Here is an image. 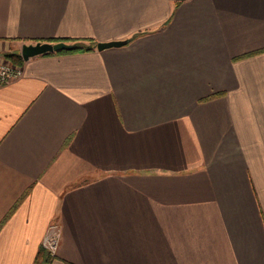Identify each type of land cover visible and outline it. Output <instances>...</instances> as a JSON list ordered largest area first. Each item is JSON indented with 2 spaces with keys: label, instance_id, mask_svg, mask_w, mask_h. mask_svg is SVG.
<instances>
[{
  "label": "crops",
  "instance_id": "obj_1",
  "mask_svg": "<svg viewBox=\"0 0 264 264\" xmlns=\"http://www.w3.org/2000/svg\"><path fill=\"white\" fill-rule=\"evenodd\" d=\"M7 54L0 264H264V0H0Z\"/></svg>",
  "mask_w": 264,
  "mask_h": 264
},
{
  "label": "built area",
  "instance_id": "obj_2",
  "mask_svg": "<svg viewBox=\"0 0 264 264\" xmlns=\"http://www.w3.org/2000/svg\"><path fill=\"white\" fill-rule=\"evenodd\" d=\"M23 74V66L8 58H0V85L20 77ZM62 238V228L58 221L52 222L44 234L42 245L52 256L58 254Z\"/></svg>",
  "mask_w": 264,
  "mask_h": 264
},
{
  "label": "water",
  "instance_id": "obj_3",
  "mask_svg": "<svg viewBox=\"0 0 264 264\" xmlns=\"http://www.w3.org/2000/svg\"><path fill=\"white\" fill-rule=\"evenodd\" d=\"M126 40H111L106 42H98L97 48L104 49L110 46H118L124 44ZM76 46L75 43H69L66 41H57V42H36L31 44H24L22 46V56L24 59H28L35 55H40L49 52H57L61 50H70Z\"/></svg>",
  "mask_w": 264,
  "mask_h": 264
},
{
  "label": "trees",
  "instance_id": "obj_4",
  "mask_svg": "<svg viewBox=\"0 0 264 264\" xmlns=\"http://www.w3.org/2000/svg\"><path fill=\"white\" fill-rule=\"evenodd\" d=\"M69 41V38H54L48 41ZM84 46L80 45V44H76V46L70 50H61V52H71V51H77V50H81L83 49ZM90 48V47H87ZM7 57H10L12 60L14 58L15 62L18 61V57H15V54H7ZM52 260V256L44 249L41 248L37 258H36V264H47L48 262H50Z\"/></svg>",
  "mask_w": 264,
  "mask_h": 264
},
{
  "label": "rangeland",
  "instance_id": "obj_5",
  "mask_svg": "<svg viewBox=\"0 0 264 264\" xmlns=\"http://www.w3.org/2000/svg\"><path fill=\"white\" fill-rule=\"evenodd\" d=\"M60 248V247H59Z\"/></svg>",
  "mask_w": 264,
  "mask_h": 264
}]
</instances>
